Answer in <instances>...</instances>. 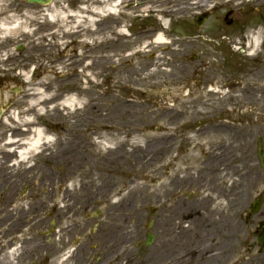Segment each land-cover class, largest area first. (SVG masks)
Returning a JSON list of instances; mask_svg holds the SVG:
<instances>
[{"label": "rangeland", "instance_id": "rangeland-1", "mask_svg": "<svg viewBox=\"0 0 264 264\" xmlns=\"http://www.w3.org/2000/svg\"><path fill=\"white\" fill-rule=\"evenodd\" d=\"M165 1L168 7L174 3ZM160 3L53 0L38 7L0 0V105L9 106L0 120V206L13 204L14 214L24 211L29 214L25 219L42 221L45 228L55 219L62 220L56 228L72 225L75 237L65 253L71 257L66 264L127 263L129 259L120 257L106 262L101 232L111 203L126 197L132 203L128 209L139 207L136 221L129 224L132 242L124 247L130 258L140 262L169 243L173 232L167 219L179 203L194 209L181 220L182 227L189 225L191 215L201 213L199 186L206 181H190L210 164L209 154L216 158L221 149L237 159L215 174L212 186L226 188L252 175L255 185L245 193V209L258 194L264 198V171L256 156L259 137L264 150V0H205L201 11L177 16L152 8ZM204 11L206 19L198 28L196 17ZM19 46L23 48L18 52ZM37 92H45L48 99L43 108L31 107ZM71 97L76 107L64 110L62 103ZM88 118L93 124L77 126L78 120ZM28 119L44 131L47 146L23 163H4L5 135ZM89 132L95 133L87 147L84 137ZM153 144L162 150L145 178L135 179L137 171L126 159L125 166L103 160L115 149L130 153ZM65 147L68 163H61L58 155ZM76 162L81 169L73 167ZM179 175L187 178L180 185ZM91 189L97 190V200H92ZM106 193L114 195L104 199ZM226 208L242 226L232 241L233 255L241 257L240 264H264V251L256 245L264 200L248 220L245 209L239 216V211ZM82 227H88L86 232ZM28 229L31 234L19 240L48 239L32 233L37 229L32 222ZM147 233L153 241L146 247ZM33 244L24 251L32 252Z\"/></svg>", "mask_w": 264, "mask_h": 264}, {"label": "bare ground", "instance_id": "bare-ground-1", "mask_svg": "<svg viewBox=\"0 0 264 264\" xmlns=\"http://www.w3.org/2000/svg\"><path fill=\"white\" fill-rule=\"evenodd\" d=\"M194 1L186 3L184 0H173L174 3H171L168 7L165 5L168 1L161 0V3L158 6H153L152 8L161 14L177 16L186 14L188 10L193 11L200 9L205 0ZM198 6H200V8H198ZM112 9L113 8L108 9L109 13ZM54 19L55 18L53 17L51 21H54ZM255 42H257V40H255ZM44 94L45 92L33 93L32 98L34 101L31 103V107L40 106V108H43L45 104L48 103V99ZM75 101L76 100L71 97L70 99L65 100L61 106L64 110L74 109L76 107ZM84 117L85 116H82V118ZM86 121L88 123L93 122L90 118L85 120L81 119V121H77V126L81 127ZM17 124L19 125V128L5 137L6 142L2 146L5 153L4 163H8L10 160H18L19 163H23L29 158L28 156L30 154L36 153L42 146H47L48 139L46 140L44 131L40 128H35L30 119L26 120L24 125ZM101 129L104 128H97L98 131ZM94 133L95 132H89V137H84L87 147L89 143L87 142L88 138L90 139ZM30 135H32L33 138H31ZM161 148L162 145L153 144L145 147H135L130 153L123 149H115L110 157L103 160H111L113 161L111 164L116 163L125 166L126 159L129 167L137 171L134 178H145L146 170L152 167L155 169L158 162V155L156 152ZM61 151L60 155L57 154L58 158H62L60 162L68 163V161H66L68 148H62ZM221 151L222 153L216 158L211 156L212 153L209 154L208 157H210V164L204 166L199 171L197 177H192L190 181L194 182V185L195 182L198 183V178H201L204 182L206 181L205 184H203L204 187L199 186L201 194H203L200 199L199 207L201 213H199L198 216L191 215L189 225L187 227H182L181 220H185L186 215L191 214L194 209L191 205L187 206L184 203L183 205H181V203L177 206L175 205L177 207L176 210L172 213V216L167 219L170 225L169 231L173 232V239L167 244L162 243L158 249H154L152 253L144 257L140 262L139 260L130 258L132 253L124 248L132 242V234L128 231L130 227L129 224L136 221V214L139 212V207L137 205L136 207L131 205L134 209L133 212L131 209H128L127 204L132 203H130L131 199L127 197L118 200L115 203H111L109 212H107L108 222H104V226L101 227V232H103L104 235V246L107 250L104 258L106 259V262L112 259L118 260V257H120V259H129L126 264H240L241 257L233 255L232 241L234 235L240 233L242 226L236 224L234 221V214L232 215L230 212L231 210H228L226 207L229 206L231 208V203H236L235 208L231 209L234 210V213L236 210L240 211L246 203L245 193L248 194V192H251V189L255 184L253 183L252 175H250L247 178L246 176L241 178L239 180L240 182L237 184L230 183L228 186L226 185V188L215 189L212 186V183L215 180V174L222 170V167L229 169L237 159L231 156L227 149H221ZM152 153L153 155H151ZM133 156H136V158L134 159ZM183 163L184 161L180 159L179 165L182 166ZM1 165L2 163L0 162V166ZM73 167H76V169L82 168L79 162H76ZM68 170L70 169L67 168V171ZM85 170H87V168H85ZM5 171L6 170L3 172ZM88 172L89 171L87 170V174ZM178 173L181 172L178 171ZM143 174L145 176H142ZM68 176H66V178H70L72 174L70 175L68 173ZM44 178L47 179L48 176H45ZM186 180V177H180L179 175L178 181L176 182L180 185L185 183ZM1 184H4L3 186H5L6 182L2 181ZM145 185L146 184L143 186L144 189H146ZM109 192L110 190L108 193ZM91 193L92 197H90L92 200H97V190L91 189ZM108 193L103 194L104 199L110 198V196L114 195V193ZM88 196L89 193L87 194V197ZM153 200L154 203H152L157 207V199H152V201ZM59 201H63L60 196ZM32 209L37 210L38 208L35 207ZM225 211L227 213L230 212V214L228 213V215ZM168 223L162 222L165 228H168ZM196 226L201 229L199 230ZM5 259H10L9 254L6 255ZM2 261L5 260L3 259Z\"/></svg>", "mask_w": 264, "mask_h": 264}, {"label": "flooded vegetation", "instance_id": "flooded-vegetation-1", "mask_svg": "<svg viewBox=\"0 0 264 264\" xmlns=\"http://www.w3.org/2000/svg\"><path fill=\"white\" fill-rule=\"evenodd\" d=\"M12 207L13 204L0 206V264H66L71 258L67 254H69L68 251L70 248H73L71 245H73V239L75 237L72 234L73 227H70L72 225L64 227L65 225L59 224V227L56 228V224L62 223V220L55 219L54 221H49V226L45 228L42 221L37 222L36 220L30 221L25 219L27 215L29 216V214H26L24 211H19L18 214H14ZM49 211L51 213H55L56 209L55 207H52ZM56 216L58 218L60 217L58 214ZM31 222L37 228L34 229L32 233H39L40 235L37 237H46L48 239L19 240L18 236L23 237L31 232V230L28 229ZM51 222H53V224ZM87 228L82 227L84 232H86ZM51 236L54 238L52 239ZM49 237L51 238L49 239ZM30 242H35L33 245L37 246L34 248L31 247L32 252L26 253L24 250H27L28 246L30 247ZM68 242H71L70 246L68 245ZM8 254L10 259L6 260L5 257ZM3 259L5 261H2ZM78 261L79 259L77 257L76 262ZM81 261L87 260L85 258Z\"/></svg>", "mask_w": 264, "mask_h": 264}, {"label": "water", "instance_id": "water-1", "mask_svg": "<svg viewBox=\"0 0 264 264\" xmlns=\"http://www.w3.org/2000/svg\"><path fill=\"white\" fill-rule=\"evenodd\" d=\"M26 2L30 3V4H37V5H46L49 4L52 0H25ZM204 18H199L197 25L200 26L201 23L203 22ZM2 113V108L0 107V115ZM261 140L259 139L258 141V158L260 160V163L262 164V167L264 169V163L262 162L263 159V155H262V150H261V145H260ZM260 205V201L256 200L255 203L252 206V211H256L258 209ZM263 244H264V237L261 239ZM151 242V237L148 235V239L146 241V245H148Z\"/></svg>", "mask_w": 264, "mask_h": 264}]
</instances>
